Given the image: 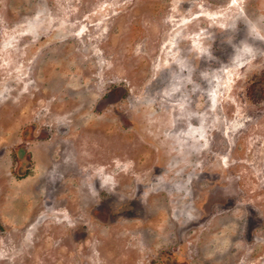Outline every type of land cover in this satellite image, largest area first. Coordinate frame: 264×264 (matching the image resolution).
Returning a JSON list of instances; mask_svg holds the SVG:
<instances>
[{
    "label": "rangeland",
    "instance_id": "obj_1",
    "mask_svg": "<svg viewBox=\"0 0 264 264\" xmlns=\"http://www.w3.org/2000/svg\"><path fill=\"white\" fill-rule=\"evenodd\" d=\"M0 264H264V0H0Z\"/></svg>",
    "mask_w": 264,
    "mask_h": 264
}]
</instances>
